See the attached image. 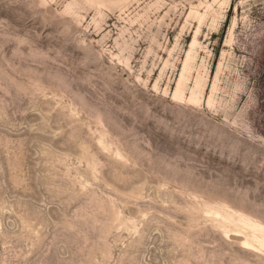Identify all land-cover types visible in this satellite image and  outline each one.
Instances as JSON below:
<instances>
[{"label":"rangeland","instance_id":"rangeland-1","mask_svg":"<svg viewBox=\"0 0 264 264\" xmlns=\"http://www.w3.org/2000/svg\"><path fill=\"white\" fill-rule=\"evenodd\" d=\"M254 223L264 0H0V264H264Z\"/></svg>","mask_w":264,"mask_h":264},{"label":"bare ground","instance_id":"bare-ground-1","mask_svg":"<svg viewBox=\"0 0 264 264\" xmlns=\"http://www.w3.org/2000/svg\"><path fill=\"white\" fill-rule=\"evenodd\" d=\"M185 68H186V64L184 63L183 70H185ZM180 76L181 77H180V79H179V81H178V83H177V85L175 87V90L173 92V97H175L177 99H182L184 97L183 96V90H182V84L180 82L181 79H182L183 73H181ZM189 101H191V102H197L198 101L197 96H196L194 91H191V93L189 95ZM209 101H210V99H208V102ZM216 214H219V212H216ZM240 222L242 224H248V222L246 220H243V219H241ZM250 226L254 228V230H253L254 234H256L257 232H263L264 231V230L262 231V228L260 230L259 225L255 224V223L254 224H250ZM254 238H257V236H255ZM259 242H260L261 247H264V239L262 241L259 240ZM250 245H252V244H250Z\"/></svg>","mask_w":264,"mask_h":264}]
</instances>
